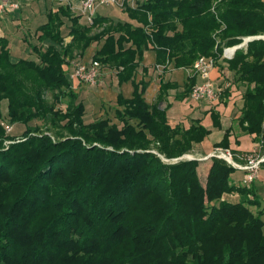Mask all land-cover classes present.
<instances>
[{"label": "trees", "instance_id": "16d2710c", "mask_svg": "<svg viewBox=\"0 0 264 264\" xmlns=\"http://www.w3.org/2000/svg\"><path fill=\"white\" fill-rule=\"evenodd\" d=\"M125 9L138 24L100 14L84 24L70 4L50 9L38 44L29 43L35 59L14 60L9 39L0 37V264H264L257 179L236 183L238 168L215 156L205 184L198 159L165 162L192 151L210 131L199 119L172 127L169 104L160 106L182 86L176 99H189L200 57L217 66L225 60L246 86L238 125L263 140L264 39L231 58L223 51L264 35V0H145ZM95 42L102 44L94 60L115 70L120 85H134L131 97L118 96V122L86 123L67 76L73 45L85 52ZM146 52L164 71L190 70L183 85L162 80L157 103L146 98L149 81L136 79L140 68L148 72ZM4 100L9 121L25 127L19 135L3 124ZM212 113L219 123V112ZM232 134L233 126L215 147L229 148ZM233 194L238 200L225 198Z\"/></svg>", "mask_w": 264, "mask_h": 264}, {"label": "rangeland", "instance_id": "374dc122", "mask_svg": "<svg viewBox=\"0 0 264 264\" xmlns=\"http://www.w3.org/2000/svg\"><path fill=\"white\" fill-rule=\"evenodd\" d=\"M37 1V0H35ZM44 4L47 7H51L50 0H43ZM74 9H72V13L74 15L80 14L78 9V4L80 0H72ZM145 0H136L134 5L130 4L131 8H136L138 5L144 3ZM56 7L59 3L57 0H53ZM43 4V5H44ZM127 6V5H126ZM125 6V7H126ZM125 7L116 4H108L101 5L98 7V14L108 16L112 18L115 22H129L132 24H138L137 21L132 19ZM83 18V19H82ZM80 20L82 23H86V19L82 16ZM66 23L70 24L69 20L65 19ZM67 24V26H68ZM65 27L64 33L69 32L68 27ZM14 35L17 38L14 42V47L17 46L21 48L22 52L20 54H13L14 60L19 58H36V55L32 53L30 44H38V40L36 38V33L34 31H30V29L25 30L24 27L22 29L20 27H15ZM98 32V28H93L89 33L93 35ZM66 36V44H71L72 37L69 35ZM264 36V35H262ZM244 39V38H243ZM244 41V40H243ZM243 43V42H242ZM241 43V44H242ZM102 43H93L90 47L82 52L81 45L76 43L73 45L71 54L66 59V71L69 80L73 85V89L76 90L79 94V101H83L86 107V112L84 115V119L86 123L93 122L100 118H110L113 122H118L115 118V110L117 107V100L120 94H123L125 97L129 98L132 96L134 91V85L132 82H127L122 85L119 84L116 72L112 68L101 64L99 68V75L94 84L88 82H79L73 77L74 70L77 64H89L94 60V54L97 49L101 46ZM240 45V44H239ZM236 45V46H239ZM235 47V46H232ZM241 48V47H239ZM236 51V50H235ZM152 52H146L145 55L149 54L148 57L144 60V65L148 64L147 67L148 72H142L140 68L136 79L140 80L141 78H145L149 81V87L146 91V98L151 103H157L159 101V87L160 82L163 80L167 81H177L181 85L186 82V78L190 73V70L185 69H177L174 68L173 65H169L166 71L163 70V67L158 66L155 67V60L152 59ZM234 54V53H233ZM216 69L219 72V78L214 73H212L213 69ZM174 70V71H173ZM235 72L228 68V63L225 60L221 61V65H214L212 70L210 71V80L220 88L221 94L217 99L214 100H203L204 102L198 103L189 100L188 98L180 101L176 99L177 92H181L183 90V86L178 90H170L168 95L165 97V100L160 103L161 108H165L167 104H169L168 109V120L172 127L177 125H181L184 127H189L194 121L197 119L201 120V122L206 126V128L210 131L207 139L202 143H195L192 151L183 154L180 157H185L187 155H191L193 157L198 158L200 161L199 166V175L201 181L205 184L206 176L208 170L211 166L212 157H208L212 152L217 150L218 148L223 150H230L233 154V157L236 162H238L237 157L242 159L245 162L250 159L260 160L264 158V137L262 141H258L255 139L253 135H249L244 133L242 128L238 125L236 118L240 115V110L243 106L242 95L246 90V86L241 83H237L235 81ZM197 81L201 82L202 79L197 76ZM227 87H231V95L227 96L224 93V89ZM57 95V92L50 93L49 97L53 95ZM51 100V98H49ZM61 108H65L66 106L60 105ZM219 112V123L214 119L213 111ZM8 101L4 100L2 102V112L4 116L7 118V123L12 125L13 130L10 133L11 135H19L25 129L23 125L20 124H12L9 121L8 115ZM177 118V119H175ZM41 124V121L40 123ZM233 126V134L230 137L231 146L229 148L224 147H215V144L220 142L225 132ZM264 127V123H263ZM52 135V134H50ZM53 136V135H52ZM54 138V136H53ZM164 156H162L163 158ZM177 157V158H180ZM167 159L163 158L165 162H174L177 161L175 159ZM223 159V158H222ZM225 160V159H224ZM226 161V160H225ZM245 174L241 169H238L234 172L233 178L234 181L238 184L245 183ZM257 179V191L262 199V207H264V163L260 166L259 171L256 176ZM225 198L229 200L236 201L238 200V195H225ZM251 209L256 213L258 208L251 207ZM264 219V216H263Z\"/></svg>", "mask_w": 264, "mask_h": 264}, {"label": "built area", "instance_id": "2783aa9c", "mask_svg": "<svg viewBox=\"0 0 264 264\" xmlns=\"http://www.w3.org/2000/svg\"><path fill=\"white\" fill-rule=\"evenodd\" d=\"M136 0H80L78 4V9L81 15L86 19L88 24H93L95 17L98 15V7L101 5L108 4H116L122 7L134 5ZM20 3L18 0H0V17L7 12L8 10H14L20 8ZM264 39V36H247L244 37V41L239 47L247 48L248 43L257 40ZM236 47V46H235ZM235 47H226L223 51V57L231 58L235 53ZM100 62L97 60H93L89 64H77L74 70L73 77L79 82H88L94 84L99 75ZM214 66V60L212 58H208L205 56L200 57L194 64V69L196 70L198 76L202 79L201 82H197V84L193 87L189 100L194 102H200L203 100H214L217 99L221 94V90L218 86H216L210 80V71ZM7 132L12 131V126L3 122ZM219 157L225 159L230 165L235 168L241 169L246 172L245 174V183H250L257 176L260 166L264 162V158L260 160L250 159L245 163L236 162L232 152L228 150H223L218 148L214 152H212L208 157ZM192 160L198 159L191 155H187L185 157L177 158L174 162H178L180 160Z\"/></svg>", "mask_w": 264, "mask_h": 264}, {"label": "crops", "instance_id": "0c3cea01", "mask_svg": "<svg viewBox=\"0 0 264 264\" xmlns=\"http://www.w3.org/2000/svg\"><path fill=\"white\" fill-rule=\"evenodd\" d=\"M20 3L19 9L8 10L0 17V37H6L10 41V48L12 50V54H20L22 52L21 48L15 46L14 42L16 41L14 30L15 27H24L25 30L30 29V31H34V34L38 32V28L47 22V13L50 9L57 10L60 5L70 4L71 8L74 9V3L72 0H57L59 3L58 6L51 1V7H47L44 4L43 0H18ZM44 4V5H43ZM83 19V18H82ZM82 22V20H81ZM37 37V34H36ZM149 54L145 55L148 57ZM152 55V59L155 60V53H150ZM149 65L146 64V66ZM174 71V70H173ZM186 71V70H185ZM212 73H214L219 78V72L214 68ZM204 102V101H201ZM200 103V102H198ZM177 119V118H175Z\"/></svg>", "mask_w": 264, "mask_h": 264}, {"label": "water", "instance_id": "95a60500", "mask_svg": "<svg viewBox=\"0 0 264 264\" xmlns=\"http://www.w3.org/2000/svg\"><path fill=\"white\" fill-rule=\"evenodd\" d=\"M238 48H239V46H236V47H235V50H237Z\"/></svg>", "mask_w": 264, "mask_h": 264}]
</instances>
